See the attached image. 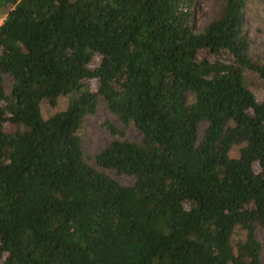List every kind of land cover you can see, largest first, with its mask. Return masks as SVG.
<instances>
[{"label": "trees", "instance_id": "obj_1", "mask_svg": "<svg viewBox=\"0 0 264 264\" xmlns=\"http://www.w3.org/2000/svg\"><path fill=\"white\" fill-rule=\"evenodd\" d=\"M249 3L196 32L197 0H0V264H264Z\"/></svg>", "mask_w": 264, "mask_h": 264}, {"label": "rangeland", "instance_id": "obj_2", "mask_svg": "<svg viewBox=\"0 0 264 264\" xmlns=\"http://www.w3.org/2000/svg\"><path fill=\"white\" fill-rule=\"evenodd\" d=\"M221 4L222 0H197L192 20L193 29L196 32H202L218 15ZM6 12L5 9L0 8V25H2L4 21ZM245 24L248 39L250 41L251 58L264 65V0H250L245 13ZM8 87L9 82H6V90H8ZM90 89L92 92L97 91L96 81L90 83ZM251 90L256 94L259 101H264V89H262L261 86L258 85L251 88ZM186 98L188 101L193 100V97L190 94H186ZM67 104L68 99L61 98L57 107L52 109L46 102H44L42 104V114L45 118H48L56 112L63 111ZM111 119L112 116L103 106L100 108L97 115L90 116L86 119L80 132V138L82 140L84 152L88 158L94 157L104 145L113 140L108 129L102 128V125ZM117 126L121 129L120 125ZM140 137V132L131 126L126 131L124 139L136 140ZM120 182L127 185L132 183V179L122 178ZM258 237L264 246V231H259Z\"/></svg>", "mask_w": 264, "mask_h": 264}]
</instances>
